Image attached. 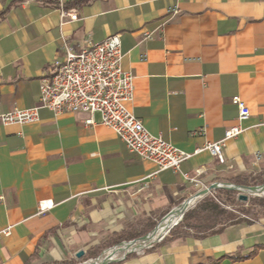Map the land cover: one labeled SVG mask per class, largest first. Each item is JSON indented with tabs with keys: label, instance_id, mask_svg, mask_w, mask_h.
<instances>
[{
	"label": "crops",
	"instance_id": "crops-1",
	"mask_svg": "<svg viewBox=\"0 0 264 264\" xmlns=\"http://www.w3.org/2000/svg\"><path fill=\"white\" fill-rule=\"evenodd\" d=\"M72 1L0 0V113L38 103L61 34L76 48L118 34L129 106L150 133L193 152L244 130L225 142L224 163L204 150L153 174L98 113L86 124L43 107L35 122H0V264L91 258L151 232L199 186L264 169V0H85L63 7L77 18L59 26L60 2ZM234 95L249 108L242 122ZM41 200L52 207L39 212ZM163 234L107 264H264V215Z\"/></svg>",
	"mask_w": 264,
	"mask_h": 264
},
{
	"label": "built area",
	"instance_id": "built-area-1",
	"mask_svg": "<svg viewBox=\"0 0 264 264\" xmlns=\"http://www.w3.org/2000/svg\"><path fill=\"white\" fill-rule=\"evenodd\" d=\"M66 18L69 21L75 20L77 12L72 9L65 10L60 2L59 26L67 22ZM122 59L118 34L109 35L98 41L85 38L79 48L71 44L67 35L61 34L60 52L41 73L38 103L27 108H14L2 112L0 122L3 124L35 122L39 118V109L43 107L56 114L70 112L83 115L86 124H94L93 115L98 113L100 123L110 128L133 155L149 160L156 166L153 174L163 170L180 171L182 162L204 150L219 163H224L222 148L228 139L244 130L240 123L228 128L220 140L207 142L193 152L177 148L161 135L150 133L142 120L130 109L134 75L130 70L123 68ZM232 102L238 109V121L248 119L249 108L241 98L234 95ZM202 171V168H197L195 173L198 175ZM188 178L196 185L199 184L196 177ZM207 186H199L197 190ZM52 205L51 201L41 200L38 203V211L47 210ZM1 233L8 235L10 226L1 230ZM120 257H123V254Z\"/></svg>",
	"mask_w": 264,
	"mask_h": 264
},
{
	"label": "rangeland",
	"instance_id": "rangeland-1",
	"mask_svg": "<svg viewBox=\"0 0 264 264\" xmlns=\"http://www.w3.org/2000/svg\"><path fill=\"white\" fill-rule=\"evenodd\" d=\"M229 182L231 184L246 186L263 185L264 169L238 175L237 177H231ZM240 193L246 194L247 199H240ZM206 196L213 198L220 205L219 209L209 201V198L205 199ZM221 210H224V212ZM186 211H188V216L184 219L182 216L168 233L174 231L181 233L207 231L208 226L226 223L224 221L226 211L232 212L235 216L242 219L262 216L264 215V192L252 195L235 189L217 188L212 190L211 193L199 197L193 205L186 209ZM103 251L98 252V254L91 258H81L71 264H82L90 259L98 257Z\"/></svg>",
	"mask_w": 264,
	"mask_h": 264
},
{
	"label": "bare ground",
	"instance_id": "bare-ground-1",
	"mask_svg": "<svg viewBox=\"0 0 264 264\" xmlns=\"http://www.w3.org/2000/svg\"><path fill=\"white\" fill-rule=\"evenodd\" d=\"M217 186H234L235 184L230 183H221L216 182ZM244 186V187H243ZM246 185L242 186H234L235 188L239 189L241 192L248 193V194H259L264 192V185H259L257 187H245ZM198 199L197 195H192L191 197L187 198L181 205L174 207L167 215H165L157 224L155 229L149 232L144 238H139L137 240L131 242H123L116 246L110 247L102 252L98 257L94 259H90L82 264H102L104 262H108L109 260H114L118 256L122 255L128 251H134L142 248L143 245L148 244L154 241L156 238L160 237L163 233L167 232L170 227H172L181 217L182 213L189 208L191 205L195 203Z\"/></svg>",
	"mask_w": 264,
	"mask_h": 264
},
{
	"label": "water",
	"instance_id": "water-1",
	"mask_svg": "<svg viewBox=\"0 0 264 264\" xmlns=\"http://www.w3.org/2000/svg\"><path fill=\"white\" fill-rule=\"evenodd\" d=\"M235 185H236V184H235ZM235 185H234V186H235ZM263 185H264V184H263ZM234 186H233V185H232V186L230 185V186H227V187H224V186L221 187V186H217V185H216V182H212V183L209 184L206 188H203V189L197 190V191L194 192L192 195H197L198 198H199V197H202L203 195H206V194L209 193L210 191H212V190H214V189H217V188H230V189H235V190L240 191L239 189L235 188ZM236 186H238V185H236ZM239 186H242V185H239ZM257 186H259V185L245 186V187L253 188V187H257ZM243 187H244V186H243ZM192 195H191V196H192ZM240 199H242V200H246V199H247V195H246V194H241V193H240ZM186 200H187V199H186ZM184 201H185V200H184ZM184 201H183V202H184ZM183 202H182V203H183ZM182 203H180L179 205H181ZM179 205H178V206H179ZM172 209H173V208H172ZM172 209H171V210H172ZM171 210H170V211H171ZM170 211H169V212H170ZM185 211H186V210H185ZM185 211H184V212H185ZM169 212H168V213H169ZM184 212L182 213L181 217L183 216ZM168 213H167V214H168ZM167 214H166V215H167ZM164 216H165V215H164ZM181 217H180V219H181ZM180 219H179V220H180ZM160 220H161V219H160ZM179 220H178V221H179ZM178 221H177V222H178ZM177 222H176L174 225H176ZM157 224H158V223H157ZM157 224L153 227V229H155V227L157 226ZM174 225H173V226H174ZM173 226H172V227H173ZM172 227H170V229H171ZM153 229H152V230H153ZM170 229H168V231H169ZM152 230H151V231H152ZM149 232H150V231H149ZM149 232H148V233H149ZM148 233H146V234H144V235H142V236H140V237H137V238H134V239L128 240V241H126V242H131V241L137 240V239H139V238H144ZM163 235H165V234H163ZM163 235H162V236H163ZM162 236H160V237H162ZM160 237L156 238L154 241H156V240L159 239ZM154 241H152V242H154ZM123 242H125V241H122V242H120L119 244H121V243H123ZM152 242H150V243H148V244H145V245H143L142 247H145V246H147V245H150ZM126 253H128V252L123 253V256H125ZM81 255H82V252H78V253H77V256H78V257L81 256ZM114 260H116V259H114ZM114 260H109L108 262H104V263H102V264H107V263H109V262H111V261H114Z\"/></svg>",
	"mask_w": 264,
	"mask_h": 264
},
{
	"label": "trees",
	"instance_id": "trees-1",
	"mask_svg": "<svg viewBox=\"0 0 264 264\" xmlns=\"http://www.w3.org/2000/svg\"><path fill=\"white\" fill-rule=\"evenodd\" d=\"M83 1H85V0H73L72 2H69L68 4H62V7H67L68 5H73V4H79V3H82ZM5 13V10H3V11H1L0 12V18L3 16V14ZM206 198H209V201L210 202H212L213 204H214V206H216V208H218L219 209V207H220V205L213 199V198H211V197H209V196H206L205 197V199ZM223 209V208H222ZM188 211H190V210H188ZM188 211H186V212H184V214H183V219L184 218H186L187 216H188ZM222 212H224V210H221ZM241 218H239V217H237V216H235L232 212H229V211H226L225 212V218H224V221L226 222V223H232V222H234V221H238V220H240ZM213 227V225L212 226H208V229H211Z\"/></svg>",
	"mask_w": 264,
	"mask_h": 264
}]
</instances>
